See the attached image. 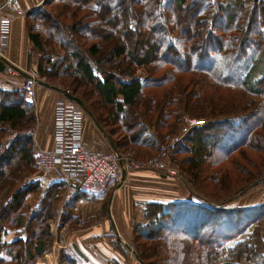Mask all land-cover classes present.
I'll list each match as a JSON object with an SVG mask.
<instances>
[{
    "label": "trees",
    "instance_id": "16d2710c",
    "mask_svg": "<svg viewBox=\"0 0 264 264\" xmlns=\"http://www.w3.org/2000/svg\"><path fill=\"white\" fill-rule=\"evenodd\" d=\"M57 2L61 5L58 14L45 12L42 15V8L39 15H35L41 20L45 37L40 33L29 34L34 47L42 54L34 73L41 78L77 75L81 81L95 85L103 102L113 109L110 119L127 133L128 139L122 143L109 132L119 152L121 147L130 143L154 152L148 155V159L159 153L167 138L179 134L184 114H190L193 119L207 117L204 125L191 129L173 150H169V163L199 181L203 165L228 160L234 163L235 171L247 175L246 182L253 181L241 191L228 195L225 205L217 207H198L189 201L148 203L144 212L147 224L141 230L145 231L146 238L158 239L161 244H165L162 240L169 236L170 244L165 247L171 248L169 254L172 257L165 259V263L264 264L261 236L264 204L254 207L230 205L237 194L258 184L264 177V166L262 172L254 175L253 169H246V165L235 159L237 153L245 157L246 149L257 154L264 152V65L258 67L257 61L253 60L246 72L235 75L236 79L217 72L224 65L230 67L232 60H236L235 64L244 60L252 49L254 55L261 52L264 0H218L216 5L210 0H173V17L158 15L152 6L143 13L135 9L138 3L134 4L132 0H48L44 5ZM90 3L94 7H90ZM186 5L191 13L189 21L180 15ZM42 37L46 40L43 41ZM127 37L135 39L132 48ZM139 42L141 49L137 47ZM52 44L62 50V56L54 53L57 49L45 50ZM143 70L145 77L139 73ZM180 72L188 77L180 76ZM232 86L252 98L243 107V110L252 109L250 115L240 117L249 123L245 125L246 133L241 132L243 127L239 130L233 127L239 117L226 119L235 108L219 105L213 96L223 88L233 91ZM66 88L79 97L90 109L94 120L106 128L102 118L96 115L91 105L88 106L86 98L77 94L75 89ZM35 118L33 106L25 105L19 93L9 95L0 85V137L4 132L2 126H27ZM256 128L258 131L254 132ZM215 132L222 134L217 144L206 141L208 136L216 139L211 134ZM131 135L134 136L133 143ZM218 148L221 156L216 157ZM35 151L33 141L22 138L5 154L0 153V186L11 174L36 172ZM218 173L220 171L213 173L211 180L216 181ZM232 175L223 179L228 187L234 180ZM38 184L36 179L15 191L13 195L17 197L0 211V233L3 234L7 226L19 227L20 219H8L7 214L13 212V206L22 204L25 193L37 188ZM60 184L66 186L63 182ZM81 196L75 193L71 201L78 202ZM42 201L46 203V199ZM41 207V213L48 209L47 205L41 204ZM35 217L37 215L33 214L30 220ZM158 221L160 225L155 229ZM216 225L225 227L222 233L217 231ZM44 228L45 224L40 223L30 236L26 235V239L19 237L11 243L0 241V264H7V260L1 258V252L10 257L11 264H21L23 260L24 264H30L43 256L48 245V237L44 240L40 237ZM139 256L149 264L142 253Z\"/></svg>",
    "mask_w": 264,
    "mask_h": 264
},
{
    "label": "rangeland",
    "instance_id": "374dc122",
    "mask_svg": "<svg viewBox=\"0 0 264 264\" xmlns=\"http://www.w3.org/2000/svg\"><path fill=\"white\" fill-rule=\"evenodd\" d=\"M43 1H45V0H43ZM132 1L134 4L138 3L135 6V9H137L143 13L146 12V10H149V6H152V7H155V10H157L158 15H163V16L164 15H166V16L171 15L173 17L172 12L175 9V6H174L175 4H174L173 0H171V1L156 0V2L153 0H139L137 3L134 0H132ZM42 2L40 1V3H38L35 8L30 9L26 12H23V13H25V16L23 15L19 19L15 20V23L13 26V33L11 35L12 40H15V43L18 44L19 46L16 47V49L14 51L12 49V51L9 52V54L13 55L14 60L16 62L10 56L9 57L13 60L14 63L20 64L23 57L25 60V54L27 52V55H28L27 64H24L23 67H21L22 69L27 70V71H29L30 69L37 71V67L40 64V59L42 56V54L34 47L33 43L31 42V40L29 38V34L30 33H40L43 37H45L43 35L44 34V28L41 24V20H40L39 16H35V15H39L38 11L40 12V9H42V8H43L42 9L43 12L40 13L42 15L45 12H49V13L52 12V13L58 14L59 10L61 8V5L58 2H57V4L55 3L54 5L53 4L40 5ZM211 3L213 5H216L218 3V0L215 3H213V2H211ZM188 10H189V8L187 7V5L182 10H180V15L185 17L187 21L190 20V16H191L190 11H188ZM10 17L13 19V15H11ZM167 22L169 23V20ZM43 37H42V40L45 41L46 39ZM126 39L130 43V46L132 48L134 46V40H135L134 37H127ZM119 41L121 42L122 39H119ZM140 46H141V42H139V45H137V47L139 49H141ZM52 49H57L56 52H54L55 54H58L60 56L63 55L62 50L60 48H58L57 46H54L53 44L51 46H48L45 48L46 51H50V52H52L51 51ZM253 50L254 49H252V51ZM252 51L249 53L250 55L247 58H244V60L240 59L241 61L238 60V62L236 64H235L236 60H232L233 64L230 67H229V65H226V66L224 65V67L222 66L221 68H219V70H217L218 75L221 74V76H222L223 74L224 75L229 74L231 76V78L236 79L237 76H235V75H237L239 72L240 73H242L243 71L246 72L247 69L250 67L251 62L253 60L257 61L256 65L257 66L259 65L258 67H263V65H264V42H263V47L261 49V52L254 55V53H252ZM5 53H7L6 48H5ZM20 54L22 55V57L18 56ZM57 59H58V56L56 58H54L55 61H57ZM182 64H183V62H182ZM164 71H166V70L164 69L163 72ZM68 72H71V69H68ZM139 73L143 77L146 76L145 75L146 73L144 70L140 71ZM180 76L188 77L187 74L184 75V74H181V72H180ZM189 77L193 78L191 74H189ZM39 80H41L43 82H47L51 85L60 86L64 89L66 86H69L72 90L75 89V92L77 94L84 96L86 98V100L88 102V106L91 105L92 110H94L96 115L102 118V122L105 124L103 126H106V128H107V129L104 128L105 132L109 136H110V133L112 132L114 139L119 140V142H122V143L126 142V140L128 139L127 133L125 131H123L122 127L119 124H116L113 119H110V116H112L111 113H112L113 109L111 108L110 105H107L106 103L103 102L101 96L98 94V92H96L97 90H96L95 85L89 84L86 81H81V79L79 77H77V75H70V76L67 75L65 77H60L58 75H55L54 77H50V78L39 77ZM23 81H24L23 76H15V75L8 74L6 72H0V85L3 86V88L5 89L6 92L9 93V95L11 93H17V94L19 93L20 94L19 89L22 86ZM50 81L53 83H51ZM44 89H46L45 86H40V85L38 86L37 100H39V98H41V100L43 99L42 93L45 91ZM213 89H214V87H213ZM231 89L233 91L223 88L218 92V94L214 93L213 96L215 97V100L217 101V103L219 105H221V106L228 105L229 107L235 108L231 112L230 117H227L226 119H235V118L239 117L237 122L235 121L233 123V127H235L236 130H239L238 129L239 127H243L241 132L246 133L247 129H246L245 125H249V123L245 122L244 119L241 120L240 117L242 115L244 117L248 116V114L250 115L252 109L243 110V107L245 105L249 104L252 101V98L250 96H246V95L242 94L239 91V89L235 88L234 86H232ZM53 93H56V92H53ZM60 96L62 97L63 95L61 93H59V97ZM42 102H44V101L42 100ZM257 102L260 103V99H257ZM209 103H210V101H208V104ZM231 104H233V105L231 106ZM235 105H237V107H235ZM33 107L35 109L37 108L35 106H33ZM248 108H251V107L248 106ZM182 118H183V120H182V123L180 124L181 128L179 130V134L176 136H173L172 138L169 137V138H167L168 140L166 139V141H165V144L169 146V150L170 149L173 150L175 145L179 144L181 142V140L183 139V137L186 134H188L189 131H191V130L186 131L184 128V126L186 124V119L192 118L191 115L190 114H184ZM93 120H94V118H91L88 114L86 115L85 129L88 128V132L92 131V136H95L94 133L99 134V135L103 134L102 131L98 128V126L95 124V122ZM196 120L198 121V126H196V127H199V126L204 125L208 121V118L207 117H199ZM32 126H37L39 128L38 134L40 132H43V131L48 133V127L47 126H46V128L44 127L45 130H43L42 125L38 122V119L35 118V121H32L31 123L27 124V126H20L17 128L10 126V125L2 126L4 128V132L2 133V135L0 137V143L4 140L5 133L8 129H23V128H28V127H32ZM191 129H193V128H191ZM170 130H172V129H170ZM164 131L166 132L167 130L165 129ZM256 131H258L257 128L254 129V132H256ZM243 133H240V134H243ZM211 134L216 136L217 138L212 139L208 136V137H205L206 141H209L212 144H215V143L217 144L218 140L221 139L220 136L222 134H218L217 132L211 133ZM110 137L112 138V136H110ZM101 138H102V141L103 140L106 141L105 139H107L106 137L103 138L102 136H101ZM130 138H131V142L133 143L134 136L131 135ZM94 139H96V138L94 137ZM106 142L109 143L108 141H106ZM121 148L122 149L120 152H122L124 155L132 156L135 159L138 158L137 160H139V161H146L148 155H150V153H154L151 150L150 151L146 150L145 148L138 147L137 145H132V144L130 145V143L124 147H121ZM35 149H36V147H35ZM219 150H220V148H218V150L215 152L216 157L221 156V153H220L221 150L220 151ZM0 153L3 154L2 152H0ZM244 154L245 155H243V156H245V157H242V153H237L235 155V159L240 161L244 165H246L247 166V167L245 166L246 169H248L250 171H252V169H253L254 175L258 172H262V169L264 166V152L257 154V152H253L252 150L246 149ZM35 155H36V153H35ZM153 156H156V155H153ZM150 158L151 157H149L148 159H150ZM169 158H170V156H167V160H169ZM233 164L234 163H232L228 160H225L220 164H213V163L211 165L205 164L200 169V177H202V179H200L199 181L193 180L192 177L190 176V174L187 173L182 168L180 169L179 166H176L172 163H171V166L175 167L180 172V176H181L180 180L181 181H179V182L184 181L187 184L188 188L186 190V193H187L186 197L188 199H190L191 193H194V194L200 195L202 198H204V200L206 202L211 203L210 205H212V204L215 205V206L212 205L213 207H217V206L225 205V203H226L225 200L228 198V195L235 193L237 191H241L242 188L250 185V183L253 182L252 180H249V182H246V180H248V179H246L247 175H243V174L235 171L236 170L235 165H233ZM216 171H220V174L218 173V175H216L217 176L216 181H213V180H211V178H213L212 174L215 173ZM229 173H230V175H229ZM233 173H234V175H232ZM33 175H35L36 177H44V175H47V174H43L42 172H40L38 167H37L36 172L27 171V172H23L21 175L19 173H15L14 175L11 174V175L7 176L8 178L3 180L2 185L0 186V211L3 210L4 206L8 205L9 202L14 201V199L17 197L16 195H13L15 193V191H18L21 188H23L24 186H27L28 184L35 181L34 180L35 178L33 179ZM231 175L233 176L232 178H234V180L232 181L231 185L228 187V185H225L223 179H224V177L225 178H226V176L230 177ZM12 177L15 179V181H13ZM172 178L179 180L178 179L179 177H172ZM117 186H118V184L115 185L114 188ZM251 186H249V187H251ZM7 187H11V188H9V190H7ZM185 189H186V187H185ZM245 190H243L242 192H244ZM242 192H240V193H242ZM66 193L67 192L65 190V186L63 184H60V183L57 185L56 184L52 185L50 190L48 188H44L43 186H39V184H38L37 188L28 190L25 193L22 201L20 202L22 204L15 205L16 207L13 206L12 207V208H14L13 212L10 211L7 214V215H9V217L8 216L6 217L8 219L10 217H11V219H14V220L20 219L19 228H23L25 230L24 233L27 236H30V233H32V230L37 228L38 224L39 225H40V223L45 224V228H44L45 231H43L44 234H42V236H40V237L43 238V240L46 237H48V238H46V242L48 244L47 249L45 250V253L43 256L37 258L35 261L31 262L30 264H43V260L46 257H48V255H49L48 253H55L57 258H58V263H59V256H61L63 258V261L61 260V262H63V264L74 263V260H72V258L71 259L67 258L68 261H65V253L66 252L63 253V251L60 250L59 248L54 250V248H55L54 245L57 242L61 243V241H64L65 240L64 238H66L70 229H72L74 227H76L78 229L80 227L79 225H81L80 223L83 222V220L78 216L79 213L77 214V213L70 211L71 207H74L77 202H73V200L71 201L72 196H70L68 193H67L68 194L67 195ZM28 195H32V196H28ZM43 199H46V203H43V201H42ZM170 202H172V201H170ZM152 203H154V202H152ZM36 204L47 205L48 209H46V212H48V213H46L44 211H43V213H41L43 210V207H41L42 209L39 207L38 208L39 210L35 211V213H34L35 215H37V217H35L33 221L30 220L28 222V219H30V214L32 212H34V211H32L34 209L33 206H35ZM147 204H145L144 208L141 210V212H142L141 217H140L139 212H135V215H137L138 217L135 216L134 219L132 220L131 235L129 237L131 239V244L129 245L130 248H128L129 250L126 253L127 261L126 262L123 260L113 261V262H110V264H141L136 258L137 255L139 256V253L143 254V256L146 258V260L148 261L149 264H166L165 259L172 257L169 254L171 252V248L165 247V244L166 245H168V243L170 244L169 236L166 240H162L165 244H163V243L161 244V241H159L158 239H156L157 241H155L149 237L146 238L145 231L141 230L142 227L147 224V220L144 217V212H145V208H146ZM192 204L197 205L198 207H202V206L209 207L210 206V205H198L195 203H192ZM18 206H19V208L17 209ZM13 213H14V216H11ZM42 214L44 217L42 216ZM44 214H47L48 216L44 215ZM18 215H20L21 218H19ZM195 215H197V214H195ZM180 217H181V215H180ZM43 220H45V221H43ZM27 222L29 224L28 227H26ZM31 223H32V225L30 226ZM97 224H98V222H97ZM159 225H160V223L158 221L157 224L154 225V228L158 229ZM29 226H30V228H29ZM62 227H65L64 229H66V230H64V231L61 230ZM216 227H218L217 231H220V232L223 231V229H225V227H223V226L220 228L219 225H216ZM20 235H21V233H20ZM25 235L22 236L23 239H26ZM121 240H122V237L117 238L115 243H119V241H121ZM122 241L120 242V244H117L119 248L123 247ZM131 250H134V251L132 252ZM22 251H24V252L26 251L25 246H23ZM58 254H59V256H58ZM21 264H24V260H23V262H21Z\"/></svg>",
    "mask_w": 264,
    "mask_h": 264
},
{
    "label": "crops",
    "instance_id": "0c3cea01",
    "mask_svg": "<svg viewBox=\"0 0 264 264\" xmlns=\"http://www.w3.org/2000/svg\"><path fill=\"white\" fill-rule=\"evenodd\" d=\"M40 1L42 0H19V3L21 9L26 12L35 8ZM89 6L94 7V4L90 3ZM20 17L21 16L13 15V19L11 18V35L13 33L15 20ZM11 35L6 46L8 53H6V56L8 55V59L13 62L14 57L9 54V52H11L12 49L14 51L19 45L15 43V40H12ZM18 56L22 57L21 54ZM27 60L28 55L26 52L25 60L23 57L20 64L17 63V65L13 63L21 68L24 64H27ZM34 71L33 69L29 70V72ZM45 88V91L42 93V100L44 102H42L41 98L37 100L35 116L42 125L43 130H45L44 127H48V133L44 131L40 132L38 134L37 143L41 148L51 149L53 146L52 129L54 106L61 96L59 97L60 92L58 93V91L48 87ZM94 134L95 136H92V131L88 132V128L85 129L84 142L87 147L104 152L113 150L107 139L105 140L109 143L104 140L102 141L101 136L105 138L103 134ZM94 137L96 139H94ZM33 179L38 180L39 186H43L49 190L51 186L55 184L63 182L66 185L63 180L57 178L53 174H47L44 175V177H36L33 175ZM179 181L181 180L166 177L164 174L143 170L127 174L126 179L122 183L123 185H118L115 188L112 185L104 192L79 193L82 196L70 211L77 214L79 213L78 216L83 222L80 223L81 225H79L80 227L78 229L76 227L70 229L66 238H64L65 240L61 241V243L57 242L54 245V250L59 248L63 253L66 252L65 261H68L67 258H72L77 264H110V262L119 260L126 262V253L129 250L128 245L131 244V239L129 238L131 235V224L134 217L137 216L135 212H139L141 217V210L144 208L145 204L151 202L168 203L170 201H188L189 199L186 197L187 184L184 181ZM65 190L70 196L74 195L68 191L67 185L65 186ZM263 204L264 178L259 180L258 184L236 195L230 202V205L237 207H254ZM40 205L41 204H36L33 206L34 209L32 211L34 212L30 214V219L35 211L39 210L38 208ZM30 219H28V221H30ZM64 228L65 227H62L61 230H66ZM24 232L25 230L23 228H12L7 226L3 234L0 233V241L2 243L14 242L19 239V237L22 238V236L25 235ZM261 236L264 240V223L261 226ZM120 237H122L123 240H121L123 242V249L119 248L117 245L120 244L121 241L115 243L116 239ZM48 254V257L43 260V264H63V262H61L63 258L59 256V254V263L55 253ZM1 258L7 260V264H10L11 259L5 253L1 252Z\"/></svg>",
    "mask_w": 264,
    "mask_h": 264
},
{
    "label": "built area",
    "instance_id": "2783aa9c",
    "mask_svg": "<svg viewBox=\"0 0 264 264\" xmlns=\"http://www.w3.org/2000/svg\"><path fill=\"white\" fill-rule=\"evenodd\" d=\"M216 1L211 0L213 3ZM11 15H23L19 0H0V56L6 58L5 48L12 30ZM8 61L12 63L9 59ZM4 72L24 77L19 89L20 95L25 105L36 106L38 86L40 85L38 75L18 66L15 69L9 64H6ZM85 123L86 113L83 108L76 102L62 96L54 106L53 146L51 149L38 146V127L32 126L23 129H8L4 140L0 143V152L5 154L20 139L30 138L36 147L35 153L39 171L43 174H53L63 180L71 194L104 192L112 185H120L124 182L123 171L129 174L149 170L164 174L166 177H179L178 179H181L180 172L171 166L167 160L168 145L163 144L158 155L146 161H139L118 150L104 152L91 149L84 142ZM196 126H198L196 119H186L184 126L186 131ZM189 200L198 205L211 204L194 193H191Z\"/></svg>",
    "mask_w": 264,
    "mask_h": 264
},
{
    "label": "water",
    "instance_id": "95a60500",
    "mask_svg": "<svg viewBox=\"0 0 264 264\" xmlns=\"http://www.w3.org/2000/svg\"><path fill=\"white\" fill-rule=\"evenodd\" d=\"M47 1H48V0L43 1L40 5H44V4H46ZM38 7H39V6H38ZM6 64L12 65L13 68L17 69V66L14 65V64H12V63H10L6 57H4V56H0V72H4L5 67H6ZM38 82H39V84H41V85H43V86H45V87L51 88V89H53V90H55V91H58V92L62 93V94H63L66 98H68L69 100L78 103V105L81 106V107L87 112V114H88L91 118H93V117H92V113H91V111H89V110L85 107L83 101H82L79 97L72 95L67 89H64V88H62V87H60V86L51 85V84H49V83H47V82H43V81H41V80H38ZM93 121H94L95 124L98 126V128L102 131L103 135L108 139V141L110 142V144H111L113 150L116 151L117 149H116V147H115V144H114L112 138H111V137L105 132V130L99 125V123H98L96 120H93ZM126 175H127L126 172L123 171V180L126 179ZM120 185H121V184H120ZM136 258H137V260H138L141 264H145V262H144V261H143L138 255L136 256Z\"/></svg>",
    "mask_w": 264,
    "mask_h": 264
}]
</instances>
